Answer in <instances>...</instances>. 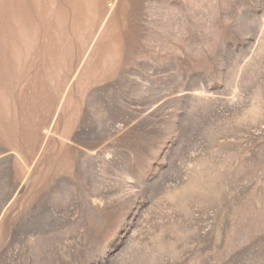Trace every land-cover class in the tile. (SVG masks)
Segmentation results:
<instances>
[{"label": "rangeland", "instance_id": "1", "mask_svg": "<svg viewBox=\"0 0 264 264\" xmlns=\"http://www.w3.org/2000/svg\"><path fill=\"white\" fill-rule=\"evenodd\" d=\"M0 264H264V0H0Z\"/></svg>", "mask_w": 264, "mask_h": 264}, {"label": "bare ground", "instance_id": "2", "mask_svg": "<svg viewBox=\"0 0 264 264\" xmlns=\"http://www.w3.org/2000/svg\"><path fill=\"white\" fill-rule=\"evenodd\" d=\"M113 11H114V7H112V8L110 9V11H109V13H108V15H107V17H106L105 22L107 21L108 17L113 13Z\"/></svg>", "mask_w": 264, "mask_h": 264}]
</instances>
